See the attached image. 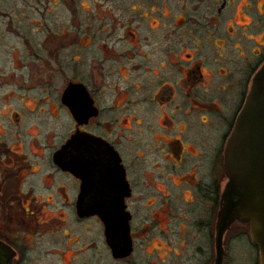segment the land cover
I'll list each match as a JSON object with an SVG mask.
<instances>
[{
    "label": "flooded vegetation",
    "instance_id": "1",
    "mask_svg": "<svg viewBox=\"0 0 264 264\" xmlns=\"http://www.w3.org/2000/svg\"><path fill=\"white\" fill-rule=\"evenodd\" d=\"M84 2L78 29L22 36L43 78L0 63V262L216 264L221 239V264H261L251 225L218 221L264 0Z\"/></svg>",
    "mask_w": 264,
    "mask_h": 264
},
{
    "label": "water",
    "instance_id": "2",
    "mask_svg": "<svg viewBox=\"0 0 264 264\" xmlns=\"http://www.w3.org/2000/svg\"><path fill=\"white\" fill-rule=\"evenodd\" d=\"M225 168L228 179L219 212V232L236 219L250 224L264 264V65L252 81L227 142ZM221 260L219 239L216 264Z\"/></svg>",
    "mask_w": 264,
    "mask_h": 264
},
{
    "label": "rangeland",
    "instance_id": "3",
    "mask_svg": "<svg viewBox=\"0 0 264 264\" xmlns=\"http://www.w3.org/2000/svg\"><path fill=\"white\" fill-rule=\"evenodd\" d=\"M84 3L88 11L92 8H94V12L96 11L95 0H85ZM79 7L80 0H0V31L2 34L0 63L5 66L2 70L7 72L8 76L12 75V78L24 84H30L39 77L43 78L39 74L42 72V62L32 61L29 57V50L23 45L22 36L28 37L30 40L38 39L41 41L44 39V30L46 32L47 30H54L55 33H59L61 29L67 28L65 26L67 23H71L70 19L78 29ZM35 17L37 19L36 25H40L39 32L34 31V25L31 23ZM43 22H46L44 27ZM41 55L45 56V53L42 52ZM14 72L15 75H13ZM59 77L61 76L59 75ZM59 81L55 80L53 87L58 85ZM9 83L11 81H8L7 88L16 87V85ZM59 120V123L54 124L55 136L61 135L63 130V117L61 116ZM42 129L45 132L50 131V127H43ZM238 252L241 255V251L238 250ZM235 263L243 264L246 261L244 257L239 256L235 259Z\"/></svg>",
    "mask_w": 264,
    "mask_h": 264
}]
</instances>
